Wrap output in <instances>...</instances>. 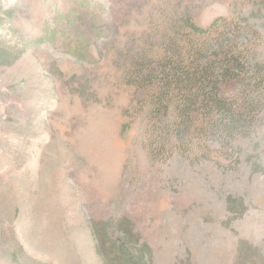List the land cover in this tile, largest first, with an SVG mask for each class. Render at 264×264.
I'll list each match as a JSON object with an SVG mask.
<instances>
[{
	"label": "rangeland",
	"instance_id": "rangeland-1",
	"mask_svg": "<svg viewBox=\"0 0 264 264\" xmlns=\"http://www.w3.org/2000/svg\"><path fill=\"white\" fill-rule=\"evenodd\" d=\"M181 14L236 23L264 63V0H0V264H103L90 225L116 218L153 264L264 257V107L247 136L194 119L183 150L150 156L153 91L128 59L157 60Z\"/></svg>",
	"mask_w": 264,
	"mask_h": 264
},
{
	"label": "trees",
	"instance_id": "trees-1",
	"mask_svg": "<svg viewBox=\"0 0 264 264\" xmlns=\"http://www.w3.org/2000/svg\"><path fill=\"white\" fill-rule=\"evenodd\" d=\"M236 25L217 18L202 28L181 14L172 35L164 34L157 60L146 54L128 59L130 85L153 91L148 111L150 156L183 150V134L194 119L203 122V135H214L220 144L247 136L256 125L264 107V63L250 58L247 49L235 42L240 33ZM232 87L235 96L229 97ZM90 230L103 264H153L150 247L128 219L92 222ZM244 246L241 242L237 249L240 256L264 264L258 248Z\"/></svg>",
	"mask_w": 264,
	"mask_h": 264
}]
</instances>
